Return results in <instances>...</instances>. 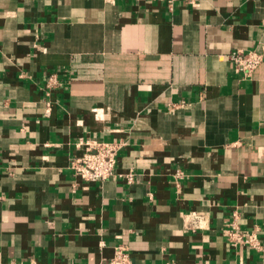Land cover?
<instances>
[{
  "label": "crops",
  "instance_id": "0c3cea01",
  "mask_svg": "<svg viewBox=\"0 0 264 264\" xmlns=\"http://www.w3.org/2000/svg\"><path fill=\"white\" fill-rule=\"evenodd\" d=\"M197 1L0 0V264H264V60L229 61L264 0ZM80 141L120 143L111 178L74 176Z\"/></svg>",
  "mask_w": 264,
  "mask_h": 264
},
{
  "label": "built area",
  "instance_id": "2783aa9c",
  "mask_svg": "<svg viewBox=\"0 0 264 264\" xmlns=\"http://www.w3.org/2000/svg\"><path fill=\"white\" fill-rule=\"evenodd\" d=\"M171 11L176 3L188 5L195 8L197 0H166ZM264 60V51L237 49L230 53L229 61L234 73L239 74L243 79L251 77L252 73L260 66ZM63 82L58 77V71L46 75L43 92L49 98L54 91L61 88ZM50 113V102L45 101V114ZM78 145H85L84 151L78 157L69 160V168L74 176L86 183L102 182L111 178L114 173L116 155L121 145L117 142L92 143L90 141H80ZM193 220L198 221L199 216L192 214ZM236 214H232L230 230L226 232L227 239L231 245H246L249 248L263 250L257 237L253 233L244 234L235 223ZM195 227H192V229ZM104 264H136L132 261L128 251L123 246L114 248L113 255Z\"/></svg>",
  "mask_w": 264,
  "mask_h": 264
}]
</instances>
